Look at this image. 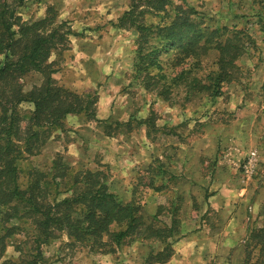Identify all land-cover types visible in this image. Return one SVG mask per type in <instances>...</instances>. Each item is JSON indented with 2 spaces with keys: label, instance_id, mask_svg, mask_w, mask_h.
Instances as JSON below:
<instances>
[{
  "label": "trees",
  "instance_id": "1",
  "mask_svg": "<svg viewBox=\"0 0 264 264\" xmlns=\"http://www.w3.org/2000/svg\"><path fill=\"white\" fill-rule=\"evenodd\" d=\"M18 1L0 0V264H50L42 247L59 232L70 239L68 244L86 243L91 251L95 248L100 253H113L134 238L157 242L160 249L150 251L144 264L165 263L173 254L170 239L182 234L178 216L182 199L160 194L168 185H155L156 178L168 175V183L178 179L160 166L147 187L165 200L157 203L149 221L138 205L120 201L110 190L105 171H72L60 153L55 154L47 171L30 169L28 182L21 187L18 160L36 155L52 129L63 128L69 114H83L88 120L103 123V134L108 137H114L121 127L129 133L141 126H145L147 137L152 130L163 129L180 143L182 135L175 127L157 128L153 112L146 118L113 123L97 119V94H78L59 85L52 76L58 69L49 62L54 54L61 57L69 49L70 37L79 34L67 21L57 20L50 6L43 18L22 20L16 12L22 0ZM174 1L179 3L174 5ZM169 7L174 10L172 18L166 13ZM161 13H166L167 20L146 23L148 15ZM116 27L137 32L134 78H139L145 90L170 102L173 95L185 103L220 96L224 84L238 81L241 68L236 61L245 51V40L250 39L246 29L204 26L186 0L133 1ZM33 73L42 81L24 91L21 79ZM24 103L31 104L32 110L22 113ZM165 210L167 214L162 216L166 218H161ZM12 220L28 221L33 226L32 237L27 235V240L15 246L17 259L4 257L8 239L19 232L18 225L8 224ZM260 222L248 230L242 264H256L251 261L255 248L264 255V216ZM23 242L31 243L25 252L20 248ZM259 264H264V259Z\"/></svg>",
  "mask_w": 264,
  "mask_h": 264
},
{
  "label": "rangeland",
  "instance_id": "2",
  "mask_svg": "<svg viewBox=\"0 0 264 264\" xmlns=\"http://www.w3.org/2000/svg\"><path fill=\"white\" fill-rule=\"evenodd\" d=\"M10 1L19 3L17 0ZM133 1L137 0H22L16 12L22 20L32 22L43 18L46 8L50 6L56 12L57 20L67 21L70 29L79 34L70 37L69 49L64 51L61 57L56 54L50 57L49 62L55 63L54 68L58 69L52 76L59 85L78 94L91 92L96 93L98 97L99 91L105 92V100L102 103L103 106L105 105L104 108L107 110L110 107L111 111L120 110L121 114L119 113V119L98 118L99 120L113 123L135 118L142 119L153 112L155 126L175 127V130L182 135V142L179 143L175 137L165 135L163 129L152 130L147 137L145 126L129 133L121 127L114 137H109L113 138L111 140L114 142L110 148L96 149L91 144H94L95 130L99 129L103 133V123L98 124L88 120L83 114H73L65 117L62 129H52L49 139L36 155H24L18 160L19 182L21 187L27 184V173L30 169L47 171L50 168L56 154L53 148L47 146L50 139L60 143L61 146L64 142L68 143L72 138L80 136L85 148L79 157L67 154L65 150L57 153L64 156L72 171L82 168L105 171L110 190L120 201L138 205L142 216L149 221L157 203L165 200L159 198V194H156L158 192L155 193L147 187L153 172H157L160 166V170L178 177L169 183L168 175L162 177L163 181L162 178L155 177V185L160 183L168 185L160 194L182 199L178 214L182 220L180 226L182 234L170 239L173 245L188 233L203 229V226L208 225L209 229L214 230L230 217L224 214L221 218L217 213L205 210L207 207L205 202L212 194L218 193L224 187L222 190L232 194L234 198L239 193V187H242L244 193H248L249 199L250 196L255 195L258 188L264 187V138H260L264 135V0H186V3L195 8L204 26L229 29L234 26L237 29H246L250 37L249 40H245L244 53L236 61L241 68L238 81L224 84L220 96L201 101L192 100L189 103L183 102L176 95L172 96V102L164 101L155 92L145 90L139 78H134L137 32L134 29L116 27L119 17L131 7ZM62 3L65 6L60 12ZM178 3L179 1L173 2L174 5ZM172 8L169 7L166 12L171 18L174 15ZM166 13L148 15L146 23L167 20ZM103 36L107 39L104 41L108 48L105 53L98 56L92 54L85 44H81L83 43L81 39L89 38L96 41ZM2 61L3 56L0 55V65ZM100 65L106 67V71L109 66L111 69L104 80L100 79L101 73L95 72ZM41 81L42 77L39 74H28L21 79L23 90L28 91ZM69 84L77 85L78 88H69ZM244 100H250V103H244ZM20 110L22 113L28 112L32 110V105L24 103ZM205 131H209L208 136L216 140L214 146L217 155L214 158L194 155L191 162V157L188 155L187 158L186 151L181 150V147L190 145L192 147L193 142L201 140ZM121 144L125 148L133 146L135 149H140L139 154L147 159L135 167L126 161L118 162L117 159L115 160V154H118L117 146ZM254 147L259 154H256L252 173L248 174L245 172L246 166H249L250 153L247 154V151ZM186 150L188 151L187 148ZM185 161L186 163L190 161L191 166L185 167ZM122 166H127L128 170L121 171ZM165 214H167L166 210L162 212L161 218H166L162 216ZM263 216L264 212L261 211L257 217L252 218L247 211L244 222L249 223L250 230L260 225ZM165 221L168 222V217ZM11 223L18 225L19 232L8 239L4 257L17 259L19 253L15 250V246L22 240H27V235L32 237L33 226L24 220H12L8 224ZM55 235L56 237L49 244L42 247L46 251L44 252L46 261L51 264L61 262L63 259V264H69L73 257L85 252L97 257L121 256L119 247L115 248L113 253H100L98 252L100 250L95 248L91 251L86 243L68 244L70 239L63 232ZM139 240L143 244L139 245ZM131 243L134 245H130ZM30 245L31 243L23 242L20 248L25 252ZM123 245H129L138 259L139 254L146 256L150 251H157L161 247L157 242L142 241L139 238H134L132 242ZM242 246L239 255L240 264L245 256L244 242ZM105 249L109 247H104L103 250ZM251 257V261H256V264L264 259L258 248L252 250ZM105 263L107 264V261Z\"/></svg>",
  "mask_w": 264,
  "mask_h": 264
},
{
  "label": "crops",
  "instance_id": "3",
  "mask_svg": "<svg viewBox=\"0 0 264 264\" xmlns=\"http://www.w3.org/2000/svg\"><path fill=\"white\" fill-rule=\"evenodd\" d=\"M63 6L65 5H63L62 3L60 12L63 10ZM104 40H107L104 39V36L101 39H97L96 41L85 38L81 39V42H83L81 44H85V47L89 49L92 54L98 56L105 53L108 48V46H105ZM81 51H83V49H81ZM105 68L106 67L102 65L97 67L95 72L101 73L99 75H102L101 78L99 76L97 80H99V78L101 80H104L107 77L106 75L110 74V66L108 67L107 71ZM68 86L72 89L78 88L77 85L73 84H69ZM99 93L100 94L96 103V118L103 120L110 118L119 119V113L121 114L120 110L111 111L110 107L106 110V108H104L105 105L103 106L102 104L103 100H105V92H102V94L99 91ZM107 96H109L108 92ZM244 103H250V100H244ZM110 104H112V102ZM69 115H67L66 118ZM207 132L209 131L204 132L201 140L199 139L193 142L192 147L191 145L189 147H181V150L186 151L187 158L188 155L189 157H191V162H193L192 158L194 155H201L204 158H214L217 155V149L214 146V142H216V140H214L213 137H209ZM94 135V144L91 145H94L96 149L97 147H99V149L101 150L106 147L110 148L112 144H114V142L111 140L113 138H109L103 135V133L99 129L95 130ZM260 138L263 139L264 135L260 136ZM51 140L52 139H50V141ZM50 141L47 146H49V148H53L55 153L60 152L61 150H65L67 154L79 157V155L83 154V148H85L83 140L80 136L72 138L68 143L64 142L61 146L58 142ZM255 142L258 143V141L256 140ZM121 147L125 148L123 144L118 145V154H115V160L117 159L118 162L126 161L127 163H130L132 167H135V165L147 159L146 157L142 156V154H139L140 149H135L133 146L127 147L125 149H121ZM255 147L247 151V154L252 151H255L256 154H259V151H257ZM186 148L188 149V151L186 150ZM226 154H228V152ZM149 157L150 156L148 155V158ZM191 162L189 161L186 163L185 161V167H190ZM122 167L123 169H121V171L124 169L128 170L127 166ZM214 184L220 185V183L218 182H214ZM239 188V193H237L234 198L232 197V194L225 193L222 189H220L218 193L209 196L207 198V201L205 202L207 206L205 207L206 211L209 210V212L211 213L215 212L218 214V216H221V218H223L224 214H228L230 216L229 218L225 219L223 224L221 223V225L217 226L214 230L209 229L207 225L203 226V229L200 228L197 231L188 233L182 239L172 245L173 254L168 261H166L165 263L155 264H240L239 255L241 253V248L243 247V239L245 238L249 230V223H247V221L244 222L245 213L249 211L251 217L255 218L258 216L259 212L263 211L264 187L258 188L255 192V195L250 196L249 199L247 198L248 193H244L245 190L242 187ZM246 204L247 208H245ZM245 209H247V211H245ZM141 244L143 243H141V241L139 240V245ZM130 245L133 246L134 244L131 243ZM119 251H121V256L119 257H113L111 255L105 257H97V255L91 254L90 252L81 253L82 255L73 257L69 264H106L105 261H107V264H144L145 258L147 257V255L141 256L139 254L138 259L133 254V251L129 247V245H120ZM63 261H58L53 264H63Z\"/></svg>",
  "mask_w": 264,
  "mask_h": 264
},
{
  "label": "built area",
  "instance_id": "4",
  "mask_svg": "<svg viewBox=\"0 0 264 264\" xmlns=\"http://www.w3.org/2000/svg\"><path fill=\"white\" fill-rule=\"evenodd\" d=\"M255 160H256V152L252 151V152H250L249 157H248V165L249 166H246V168H245L246 173H248V174L252 173L251 170H252V166H253Z\"/></svg>",
  "mask_w": 264,
  "mask_h": 264
}]
</instances>
